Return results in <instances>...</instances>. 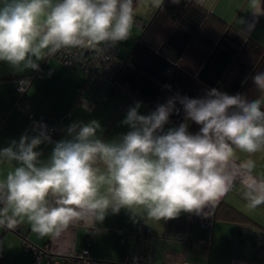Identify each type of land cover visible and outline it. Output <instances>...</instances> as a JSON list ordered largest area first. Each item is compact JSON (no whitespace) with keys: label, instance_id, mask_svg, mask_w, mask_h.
I'll use <instances>...</instances> for the list:
<instances>
[{"label":"clouds","instance_id":"1","mask_svg":"<svg viewBox=\"0 0 264 264\" xmlns=\"http://www.w3.org/2000/svg\"><path fill=\"white\" fill-rule=\"evenodd\" d=\"M132 25L133 0H2L0 61L38 70L45 50L115 45L128 39ZM253 79L264 94V72ZM180 104L185 120L201 126L198 133H189L187 123L164 131L178 111L169 100L148 115L139 113V103L130 107L122 121L129 131L111 142L98 138L97 121L70 125L71 138L56 142L46 163L35 149L47 137L13 141L0 150V158L17 163L0 181V225L12 228L26 218L44 236L73 220L103 221L109 210L139 215V209L159 221L214 205L231 183L234 149L264 148L262 99L213 88ZM254 202H264V194Z\"/></svg>","mask_w":264,"mask_h":264},{"label":"crops","instance_id":"2","mask_svg":"<svg viewBox=\"0 0 264 264\" xmlns=\"http://www.w3.org/2000/svg\"><path fill=\"white\" fill-rule=\"evenodd\" d=\"M194 1L264 45V0ZM157 5L150 1L149 16ZM118 49L121 56L129 52L127 48L124 52ZM36 62L38 70L0 61V150L13 141L19 142L23 135L41 136L34 128L38 118L56 119L64 131L58 137L44 139L35 149L41 153L39 160L46 163L55 143L71 138L68 128L72 124L97 121L98 138L111 142L129 131L122 121L130 107L139 103L142 115L155 111L140 98H129L124 89L110 92L105 78H88L81 69L64 65L49 50ZM29 76L30 83L22 96L19 79ZM261 99L264 111V96ZM191 122L185 117L178 123L169 121L164 131L181 123L189 127ZM16 166L15 161L0 158V181ZM227 173L231 179L228 190L199 214L181 212L175 219L158 221L147 218L142 210L137 209L136 215L122 208L116 214L109 210L103 221L87 217L73 220L59 233L44 236L33 232L26 218H17L14 230L4 228L6 223L0 225V256L8 264H49L50 258L55 259L53 264H78L69 259L90 247L99 259L113 262L142 254L150 264H264V202H254L264 194V148L254 153L234 149ZM220 203L250 222L215 218ZM207 219L210 225L205 227ZM26 240L38 250H25Z\"/></svg>","mask_w":264,"mask_h":264},{"label":"trees","instance_id":"3","mask_svg":"<svg viewBox=\"0 0 264 264\" xmlns=\"http://www.w3.org/2000/svg\"><path fill=\"white\" fill-rule=\"evenodd\" d=\"M138 2L133 21L142 31L126 56L117 53L110 92L124 89L154 110L174 100L178 111L169 121L176 123L185 117L180 99L202 98L213 88L249 101L264 96L253 79L264 72V45L194 0H161L145 18L135 11ZM200 127L192 121L188 130L196 134ZM214 216L250 222L224 203Z\"/></svg>","mask_w":264,"mask_h":264},{"label":"built area","instance_id":"4","mask_svg":"<svg viewBox=\"0 0 264 264\" xmlns=\"http://www.w3.org/2000/svg\"><path fill=\"white\" fill-rule=\"evenodd\" d=\"M117 44L112 45L110 42H103L100 44H85L84 46L77 47H63L59 50L52 52L60 61L69 67H75L81 69L88 78L94 76H102L110 85L111 79L115 74V67L118 63L116 60L118 48ZM31 78H21L18 82V90L21 95L24 94ZM35 130L44 137L46 140L58 137L64 128L59 125L56 119H50L48 117H40L34 122ZM4 207V204L0 203V209ZM18 221V220H17ZM18 225L9 228L4 225L7 230H14ZM210 225V220H205L203 226L208 227ZM149 232V229H144ZM2 231L0 230V237ZM28 239V237H27ZM37 251L35 245H33L29 240L25 242V250ZM39 252V251H38ZM40 256L37 255L36 260H39ZM54 258H50L48 263L53 264ZM69 261H76L78 264H150L147 258L142 254H134L125 257L121 261H108L99 259L93 254L90 247H85L79 252L75 253ZM0 264H8L7 262L0 260Z\"/></svg>","mask_w":264,"mask_h":264},{"label":"rangeland","instance_id":"5","mask_svg":"<svg viewBox=\"0 0 264 264\" xmlns=\"http://www.w3.org/2000/svg\"><path fill=\"white\" fill-rule=\"evenodd\" d=\"M150 1L156 2V4H159L161 2V0H139V2L137 3V5L135 7L136 13L140 14V15L142 14L141 16H143L144 18L148 17L149 16L148 10L150 7ZM135 29L137 31H135ZM141 31H142L141 26L139 24H137L135 21H133V25H132V28L130 30L128 39L126 40V42L121 41V43H120L121 45H119V47L122 48L123 52H124V48H127L126 49L127 52L132 49V47L135 43V38L141 33Z\"/></svg>","mask_w":264,"mask_h":264}]
</instances>
